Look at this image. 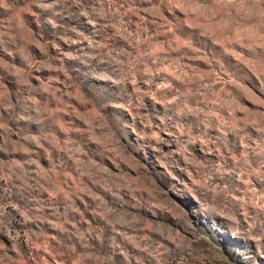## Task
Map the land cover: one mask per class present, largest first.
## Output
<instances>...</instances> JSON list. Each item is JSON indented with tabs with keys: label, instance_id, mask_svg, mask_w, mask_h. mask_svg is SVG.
<instances>
[{
	"label": "rangeland",
	"instance_id": "1",
	"mask_svg": "<svg viewBox=\"0 0 264 264\" xmlns=\"http://www.w3.org/2000/svg\"><path fill=\"white\" fill-rule=\"evenodd\" d=\"M0 264H264V0H0Z\"/></svg>",
	"mask_w": 264,
	"mask_h": 264
}]
</instances>
